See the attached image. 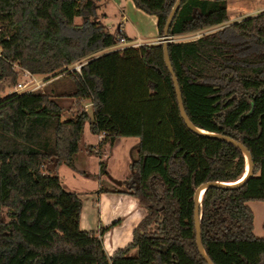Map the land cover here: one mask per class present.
<instances>
[{
  "label": "trees",
  "instance_id": "16d2710c",
  "mask_svg": "<svg viewBox=\"0 0 264 264\" xmlns=\"http://www.w3.org/2000/svg\"><path fill=\"white\" fill-rule=\"evenodd\" d=\"M132 2L156 18L162 37L176 0ZM96 7L97 0H0V264H208L196 245L193 194L206 182L242 178L244 155L185 123L161 41L110 49L129 37L107 31ZM225 20V0H181L168 35L201 33L167 43V53L189 122L240 141L252 161L241 186L203 191L202 248L212 264H264V237L254 235L247 204L264 202V12ZM77 61L80 69H69ZM24 70L44 84L2 96ZM57 82L64 90L45 91ZM55 94L74 99L69 117ZM86 123L111 144L138 138L125 187L97 191L129 193L145 209L132 241L110 256L101 236L119 220L80 229L82 201L58 174L61 164L76 169ZM102 174L104 160L98 180Z\"/></svg>",
  "mask_w": 264,
  "mask_h": 264
},
{
  "label": "crops",
  "instance_id": "0c3cea01",
  "mask_svg": "<svg viewBox=\"0 0 264 264\" xmlns=\"http://www.w3.org/2000/svg\"><path fill=\"white\" fill-rule=\"evenodd\" d=\"M125 1H130L134 6L132 0ZM225 6L226 20L224 24L238 21L239 19L236 17L241 11H244V14L252 15L264 12V0H225ZM154 22L156 24L155 17ZM155 31L153 40L159 37L157 29ZM124 33L129 39L139 37L147 40L138 33L135 37ZM186 35L189 33L177 35L174 39ZM89 104L91 105L88 100ZM137 142V137H119L111 144L102 133L90 132L88 123H86L79 151L74 155L76 169H71L65 164H61L58 168L62 187L77 193L82 201L80 229L97 232L100 227H108L114 221L119 220L118 224L111 226L101 236L104 250L108 256L132 241V231L145 215V209L140 207L136 198L129 193L97 191L101 186L118 189L125 187L124 180L130 175V164L137 155ZM89 146L92 147V152L88 151ZM100 160H104L106 163V174L100 175L98 180L96 176L99 174ZM116 181H120V184H117Z\"/></svg>",
  "mask_w": 264,
  "mask_h": 264
},
{
  "label": "rangeland",
  "instance_id": "374dc122",
  "mask_svg": "<svg viewBox=\"0 0 264 264\" xmlns=\"http://www.w3.org/2000/svg\"><path fill=\"white\" fill-rule=\"evenodd\" d=\"M252 14H244V11H241L236 19H243L244 17L251 16ZM255 15V14H253ZM95 19L100 22V24L109 32L114 33L118 29V25L122 28L127 35L135 37L138 33L141 37L147 38V40L141 39V43H158L161 40V37L153 40V36L156 33V24L154 22V17L148 14H145L141 10L132 6V3L125 0H97L96 7V16ZM238 20V21H239ZM75 22L80 24L82 19L79 17L75 18ZM201 31H196L189 33L185 37L175 38V40H188L196 38L199 36ZM188 34V33H187ZM153 40V41H152ZM143 41V42H142ZM113 48V47H112ZM110 48V49H112ZM107 51V50H104ZM99 53V52H98ZM96 53V54H98ZM76 66V62L69 66V69H73ZM16 70H19L18 67L14 66ZM37 79H43L41 75H35ZM67 78L63 77L61 81H66ZM27 84L29 86V76L23 74L22 71L19 72L16 83L9 85L8 83L3 84V90L1 92L2 96H5L11 92H21L20 88H16L17 84ZM57 84V85H56ZM32 86V85H30ZM45 91H51V89L64 90L60 87V83H52L46 87ZM26 89H29L28 87ZM41 89H45L44 87ZM55 99L63 109L62 118H67L71 115V106L74 99L68 95L59 96L53 95ZM82 105L87 104V111L89 114L92 112V107L89 104L88 100H82ZM248 206L251 208L254 220H253V233L257 237H264V202L263 201H248Z\"/></svg>",
  "mask_w": 264,
  "mask_h": 264
},
{
  "label": "water",
  "instance_id": "95a60500",
  "mask_svg": "<svg viewBox=\"0 0 264 264\" xmlns=\"http://www.w3.org/2000/svg\"><path fill=\"white\" fill-rule=\"evenodd\" d=\"M180 1L181 0H176V2L174 3V5H173L168 17H167V20H166V23H165V26H164V29H163V35L161 37L162 38L161 43L163 44V57H164L165 64L167 65V67L169 69V72H170V74L172 76V81H173L174 88H175V93H176V98H177V103H178L180 115L184 119V121L188 125V127L191 128L192 130H194L196 132H199V133H202V134H205V135H208V136H212V137H216V138L225 140L227 142H230V143L236 145L237 147H239L241 149V151H242V153L244 155V158H245V173L242 176V178L239 179V181L237 183L230 184V183L217 182V181H215V182H206V183H203V184L199 185L195 189L194 194H193V201H194L193 219H194V227H195L196 245H197L198 250L204 256V258L207 261V263L208 264H212V262L207 258L206 254H205V252H204V250L202 248V245H201V237H200V217H201V213H200V207H199V203H200V200H201V195H202L203 191L206 188H208L209 186H218V187H223V188H236V187L241 186L243 183L246 182V180H248V178L252 174V161H251V156H250L248 150L246 149V147L240 141L234 140V139H232V138H230L228 136H225V135L216 134V133H210V132L204 131L202 129H199V128L195 127L194 125H192L189 122V120L187 119L186 115H185L180 89H179L176 77H175V75H174V73L172 71V68L170 66L169 59H168V53H167V43L172 42L170 40V38H169V35H168V29L170 27V23L172 21V18L174 16L179 4H180ZM246 161L248 163L247 169H246ZM116 182H117V184H120V181H116Z\"/></svg>",
  "mask_w": 264,
  "mask_h": 264
},
{
  "label": "built area",
  "instance_id": "2783aa9c",
  "mask_svg": "<svg viewBox=\"0 0 264 264\" xmlns=\"http://www.w3.org/2000/svg\"><path fill=\"white\" fill-rule=\"evenodd\" d=\"M118 30L119 31H122V28L120 26H118ZM169 38H170L171 41L174 40V37H172V36H169ZM161 40H162V38H161ZM141 44H143V43H141V39L139 37H135L133 39H127L124 36L120 35L118 37L117 44L114 45V46H112L113 48L112 47L111 48H112V50H114V49H121V48L128 47V46H138V45H141ZM81 64H82L81 61H77L76 62V66L73 69L79 70ZM23 74H27L29 76V86L27 84H24L23 83V84H17L16 85L17 86L16 88H20L21 90H25V91H30V90L38 89V88H40L44 84V82H43L44 79H42V78L41 79H37L35 77V75L30 74L26 70L23 71ZM30 85H32V86H30ZM27 87L29 89H26ZM83 107L86 110L87 104L86 105L84 104ZM101 133L103 135H105L104 132H101Z\"/></svg>",
  "mask_w": 264,
  "mask_h": 264
},
{
  "label": "bare ground",
  "instance_id": "6f19581e",
  "mask_svg": "<svg viewBox=\"0 0 264 264\" xmlns=\"http://www.w3.org/2000/svg\"><path fill=\"white\" fill-rule=\"evenodd\" d=\"M247 167H248V163H247V161H246V169H247ZM239 180H237V181H235V182H229L230 184H234V183H237Z\"/></svg>",
  "mask_w": 264,
  "mask_h": 264
}]
</instances>
